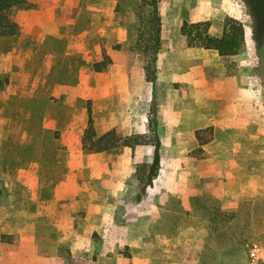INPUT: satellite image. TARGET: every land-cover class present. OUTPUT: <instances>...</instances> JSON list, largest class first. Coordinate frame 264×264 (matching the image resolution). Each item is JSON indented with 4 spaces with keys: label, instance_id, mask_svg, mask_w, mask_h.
Wrapping results in <instances>:
<instances>
[{
    "label": "rangeland",
    "instance_id": "obj_1",
    "mask_svg": "<svg viewBox=\"0 0 264 264\" xmlns=\"http://www.w3.org/2000/svg\"><path fill=\"white\" fill-rule=\"evenodd\" d=\"M26 1L28 8L13 14L18 34L0 38V242L23 254L20 242L30 234L37 252L94 264L97 248L110 242L100 231L118 222V254L134 264H264V246L242 208L258 198L256 217H263L264 21L254 18L252 0H172L192 6L194 22H206L212 37L220 36L225 17L241 22L245 50L224 58L186 50L177 36L182 21L168 18L160 41L174 40L179 71L200 66L212 80L178 73L147 90L143 61L132 50L141 0ZM120 31L126 41L116 44ZM116 45L124 62L93 72L102 49ZM137 82L143 86L136 90ZM182 107L217 123L202 159H193L200 154L188 133L182 143L164 125L162 111ZM89 113L97 134L115 129L153 144L137 153H87L81 138ZM170 178L189 191L188 209L173 196L164 212L163 193L150 192L152 179ZM151 201L157 208L144 207ZM236 210L238 221L226 224Z\"/></svg>",
    "mask_w": 264,
    "mask_h": 264
},
{
    "label": "trees",
    "instance_id": "obj_2",
    "mask_svg": "<svg viewBox=\"0 0 264 264\" xmlns=\"http://www.w3.org/2000/svg\"><path fill=\"white\" fill-rule=\"evenodd\" d=\"M252 2L254 18L260 24L264 21V0H252ZM158 5L159 0H141V3L136 5L134 11L139 34L136 35V48H132V50L143 61L145 79L151 83H154L156 80V56L161 46V23ZM27 8L28 4L26 0H0V38H11L18 34V27L13 21V14ZM208 28L209 25L206 22L192 24L183 22L178 35L187 48L214 51L221 57L236 56L245 50L244 29L241 22L231 17H225L222 23L221 34L218 37H211L208 34ZM121 47L120 45H116L108 49H102L101 59L92 65L93 72L103 73L111 65L123 63L124 60L119 58ZM195 140L197 152L200 154L195 158L201 159L203 157L201 147L212 141V129L207 128L195 132ZM141 144H143L141 136L123 137L115 129L103 134H97L89 113L87 127L81 138V146L85 152L101 153L124 147L133 149L135 146ZM150 169H154V167L151 165ZM260 203V199L254 198L245 203L242 208L246 211L245 214L248 218L246 226L249 224L255 227L257 230V233H255L256 240H261L264 246V213L260 219L256 217ZM237 208L240 209V205ZM239 213L236 210L227 215L226 224L228 222H232V224L236 223ZM5 238V236H2L1 240H5Z\"/></svg>",
    "mask_w": 264,
    "mask_h": 264
},
{
    "label": "crops",
    "instance_id": "obj_3",
    "mask_svg": "<svg viewBox=\"0 0 264 264\" xmlns=\"http://www.w3.org/2000/svg\"><path fill=\"white\" fill-rule=\"evenodd\" d=\"M159 15L161 17V26L164 29V22L166 19L171 18L175 19L178 21L186 22L188 24L192 23H199V22H194L196 18H199L198 13L195 11L192 6L187 5V7H181L177 6L176 4L173 3L172 0H161L160 2V10H159ZM191 22V23H190ZM182 24L178 26V32ZM177 32V36L180 39L179 35ZM163 34V31H162ZM161 36L165 38L164 34ZM209 34V33H208ZM120 35V42L116 44H121L126 41L125 35L122 33V31L119 32ZM161 37V38H162ZM212 37V36H211ZM218 37V36H217ZM162 38V39H163ZM180 41H182L180 39ZM183 42V41H182ZM184 43V42H183ZM174 40L169 41L168 43L162 42L160 46V50L157 53L156 56V80L155 84L158 83H163L164 81H169L170 77H173V75L179 76L178 73H182V77L185 78L186 80H189L194 77H198L199 79L202 80H212L209 76V71L203 69L200 66H192L188 65L189 71H179L180 69L178 68V58L176 54V46L174 48ZM186 50H201V51H206L202 49H197V48H187L185 46ZM206 52H214V51H206ZM216 53V52H214ZM217 54V53H216ZM218 55V54H217ZM219 56V55H218ZM237 56V55H236ZM221 57V56H219ZM234 57V56H230ZM224 58V57H221ZM101 59V57H100ZM99 59V60H100ZM98 60V61H99ZM195 65V64H194ZM114 65H111L112 67ZM109 67V68H110ZM174 72L176 74H174ZM147 83H150L147 85ZM206 83V82H204ZM129 84V83H128ZM153 84V83H152ZM217 84V83H215ZM144 85H147L148 87H142L143 85L137 83H133L132 86L134 89H138L142 87L143 89H150L151 82H146ZM129 87V86H128ZM187 90H190L187 88ZM262 108V106H261ZM164 111H162V115L166 120L165 127H169L171 129V136H176L175 138L179 139L182 143L184 142L183 140H180L183 134L188 133L189 134V139L191 142H194L196 147L197 143L195 140V132L201 131L207 128L212 129V141L216 137V129H217V123L213 119H208L204 118L203 115H201L200 111H196L194 109H189L187 107H182L176 113H169L163 115ZM260 119V124H259V130L258 134L261 136V138L264 140V112H260V116H258ZM179 129V130H178ZM250 133H255L254 131H251ZM123 137H130V136H140L136 134H130V135H122ZM170 136V137H171ZM173 138V137H172ZM172 138L168 139L167 141H170ZM141 139L143 141V144L135 146L133 149L124 147V148H119L122 150H133L137 153L139 148H141L143 145H149L153 144L151 142H148L145 140L143 136H141ZM211 141V142H212ZM210 142V143H211ZM209 143V144H210ZM208 145V144H207ZM206 146V145H205ZM205 146H202L201 149L203 151V148ZM118 149V148H116ZM113 150V149H112ZM109 151V150H108ZM204 152V151H203ZM103 153V152H101ZM204 155V153H202ZM195 156L193 157V159ZM203 158V157H202ZM201 158V159H202ZM198 160V159H197ZM146 164V163H145ZM147 165V164H146ZM164 180V179H163ZM152 186L150 192H155V193H163L164 198L163 200L159 201V207H164L165 209L163 210L166 212L167 210L170 211V206H169V200L168 198H171L173 196H178L179 197V207L182 208L183 210L188 209L189 201L187 200L186 196L188 195L189 191H183L182 185L179 182H176L174 179H167V182H158L154 179H152ZM157 184V185H156ZM151 194V193H149ZM145 203V202H143ZM143 203L138 204L137 207L133 210H137L138 207L142 206ZM155 202H150L148 204H145L144 207L147 208H157V205H155ZM157 209L154 210V213H158L156 211ZM97 220V219H96ZM121 226H119L118 222L116 223V226L107 231H100L102 239H105V241H110V242H102L101 245L97 248L98 250V255L96 258V261L94 264H134L132 261L130 262L129 258H124L119 256V251L123 248L124 243V237L122 234ZM108 233L110 234V238L108 237ZM21 246L26 249V251L22 254L20 253L19 250H22L21 247L15 246V245H8L6 243L0 242V264H65L64 260L61 258V256L55 254V255H44L40 251H35L34 249V239L32 235H26L24 240L20 242ZM19 248V249H18ZM74 254V252H73ZM93 255V254H91ZM181 262V261H180ZM167 264H181L177 262H167Z\"/></svg>",
    "mask_w": 264,
    "mask_h": 264
}]
</instances>
